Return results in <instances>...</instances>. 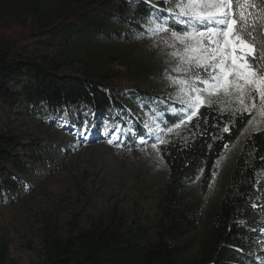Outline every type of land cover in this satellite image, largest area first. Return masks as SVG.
<instances>
[{"label":"trees","instance_id":"16d2710c","mask_svg":"<svg viewBox=\"0 0 264 264\" xmlns=\"http://www.w3.org/2000/svg\"><path fill=\"white\" fill-rule=\"evenodd\" d=\"M47 1L0 0V102L12 104L22 98L35 115L54 116L75 103L104 114L123 101L120 93L127 89L121 85L132 83L127 92L142 100L147 115L165 111L170 97L148 82L156 69L180 75L172 71L177 62L160 67L154 62L155 50L137 45L154 37L148 29L155 10L174 8L178 0ZM23 34L58 44L57 54L23 56L25 48L16 42ZM75 62L77 74L62 72ZM21 77L27 80L22 90H10L8 83ZM139 82L148 88L138 87ZM238 108L235 98L201 108L179 136L164 137L169 142L159 145L157 152L166 177L152 225L129 218L114 205L104 220L86 228L73 223L65 235L44 232L38 264H242L237 248L244 245L245 232L237 218L264 194V118L247 131L253 116L235 111ZM136 126L134 131L141 134L143 127ZM20 143L19 136L0 131L1 174L7 164L25 173L26 163L16 152ZM229 148L220 192L205 216L199 212L202 199L218 159ZM18 180L0 177V190L16 191ZM200 229L198 249L187 258ZM6 258L7 249L0 246V264Z\"/></svg>","mask_w":264,"mask_h":264},{"label":"rangeland","instance_id":"374dc122","mask_svg":"<svg viewBox=\"0 0 264 264\" xmlns=\"http://www.w3.org/2000/svg\"><path fill=\"white\" fill-rule=\"evenodd\" d=\"M182 27L175 24L173 30L179 31ZM17 38L16 42L25 48L23 56H53L59 49L58 44L47 45L31 39L32 35L23 34ZM167 39L165 34H157L137 47L155 50L158 57L154 62L165 67V62L176 61L168 55L173 49L167 48L163 43ZM78 68L79 64L75 62L71 66H64L62 72L77 74ZM164 72L165 68L160 71L156 69L148 82L160 95L170 97L163 105L166 107L163 116L147 115L142 109V100L129 96L130 91L127 90L133 87L132 83L121 85V88L127 89L120 93L123 101L119 100L117 109L104 114L75 103L64 107L54 116L35 115L22 98L12 104L0 102V131H10L20 137L21 143L16 147V152L27 166L25 173L21 174L7 164L3 173H0L1 178H19L20 184L16 191L0 190V208L5 207V202L9 205L6 211H0V246L7 249L5 264H38L42 259L41 238L44 232L65 235L73 223L78 228H86L91 222L104 220L114 205L129 218L152 225L166 176L162 160L151 146L156 141L145 126L155 129L160 124L163 128L162 120L169 122L171 126L174 122L166 116H172V113L167 109L178 107L173 104L175 89ZM26 81L21 77L10 81L8 87L14 92H20ZM137 86L148 88L144 82L137 83ZM72 112L77 115L76 120L81 124V139L94 131L97 119H104L118 130L124 136L119 144L118 155L111 149L117 144L109 145L103 150L95 145L91 151L80 148L74 159L63 161L56 151L60 148L56 136L48 128L53 120L74 114ZM254 116L255 120L248 125L247 131L260 125L261 117L255 113ZM136 121L141 125L137 127ZM135 126L143 127L141 134L134 131ZM138 140L139 143L136 142ZM91 144L92 142L86 143L88 146ZM230 150L231 148L227 149L218 159L214 177L202 199L199 212L205 216L220 192ZM59 175L65 176L66 181L58 182ZM111 177L113 180L109 181ZM237 221L245 232L241 237L244 245L237 248L242 264H264V194L253 200ZM201 236L200 229L187 258L197 251Z\"/></svg>","mask_w":264,"mask_h":264},{"label":"snow or ice","instance_id":"6c2138e0","mask_svg":"<svg viewBox=\"0 0 264 264\" xmlns=\"http://www.w3.org/2000/svg\"><path fill=\"white\" fill-rule=\"evenodd\" d=\"M165 2L171 0H157ZM154 17L148 31L168 36L163 43L173 49L168 53L177 61L172 71L180 75L165 73L175 89L173 104L178 105L167 109L174 123L145 126L156 141L153 149L169 142L166 135L179 136L201 108L233 98L239 104L235 111L253 116L250 125L254 113L264 118V0H178L174 8L156 9ZM175 24L183 27L173 30Z\"/></svg>","mask_w":264,"mask_h":264},{"label":"bare ground","instance_id":"6f19581e","mask_svg":"<svg viewBox=\"0 0 264 264\" xmlns=\"http://www.w3.org/2000/svg\"><path fill=\"white\" fill-rule=\"evenodd\" d=\"M76 117L77 115L75 113L63 116L57 120H53L48 128V131L54 133V135L56 136L57 144L60 147L56 151L60 155V158L63 159V161H65L66 159L68 161L74 159L75 153L80 148L91 151L95 145H99L103 150L109 145L117 144L111 149L118 155L121 138H124V136L119 134L118 130L112 128L109 123L105 122L104 119H97L94 122V131L88 134V136L81 139L80 133L82 128L81 124H79V121L76 120ZM109 139H112L114 142L112 144H109ZM89 142H92V144L89 146L86 145V143ZM136 142L139 143L140 140ZM108 167L110 169L111 165H109ZM111 180H113L112 177L109 179V181ZM57 181L65 182L66 178L63 175H59L57 177ZM15 197L18 196L15 195ZM8 207V202H5V207L2 209L0 208V211H6V208L8 209Z\"/></svg>","mask_w":264,"mask_h":264}]
</instances>
